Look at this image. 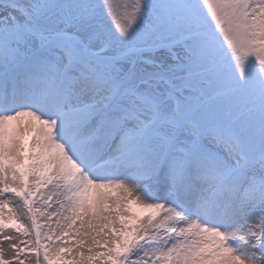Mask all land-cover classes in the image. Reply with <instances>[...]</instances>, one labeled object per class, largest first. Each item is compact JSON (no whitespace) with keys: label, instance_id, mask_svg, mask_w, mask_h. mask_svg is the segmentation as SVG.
I'll return each instance as SVG.
<instances>
[{"label":"snow or ice","instance_id":"snow-or-ice-1","mask_svg":"<svg viewBox=\"0 0 264 264\" xmlns=\"http://www.w3.org/2000/svg\"><path fill=\"white\" fill-rule=\"evenodd\" d=\"M0 264H264V0H0Z\"/></svg>","mask_w":264,"mask_h":264},{"label":"rangeland","instance_id":"rangeland-1","mask_svg":"<svg viewBox=\"0 0 264 264\" xmlns=\"http://www.w3.org/2000/svg\"><path fill=\"white\" fill-rule=\"evenodd\" d=\"M3 247L5 248V249H7V245H3ZM11 258V255L6 251L5 252V255H4V259H10Z\"/></svg>","mask_w":264,"mask_h":264}]
</instances>
